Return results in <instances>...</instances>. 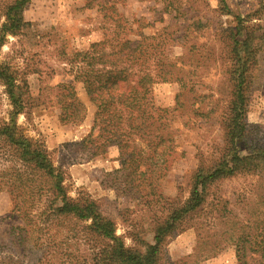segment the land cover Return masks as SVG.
Wrapping results in <instances>:
<instances>
[{
  "label": "trees",
  "instance_id": "obj_1",
  "mask_svg": "<svg viewBox=\"0 0 264 264\" xmlns=\"http://www.w3.org/2000/svg\"><path fill=\"white\" fill-rule=\"evenodd\" d=\"M29 2L0 0V49L8 35L26 33L30 23L23 10ZM218 3L224 14L232 12L226 0ZM258 6L251 14L234 15L232 25L220 28L219 43L225 46L220 53L213 51L207 56L200 53L196 41L188 44L191 32L177 35L164 26L153 34H145L141 28L150 23L143 19L135 20L139 26L134 31L130 29L134 20L122 22L105 15L116 27L89 48L75 51L69 60L73 80L51 87L59 120L77 125L89 116L75 86L77 82L83 84L96 106L91 130L81 141L84 151L94 157L115 147L120 167L106 174L111 179L105 184L126 193L130 200L144 199L150 204L166 200L163 180L182 156L176 143L180 126L193 127L199 120L221 111L224 145L220 154L196 167L188 196L169 204L167 213L155 223L153 242L145 243L141 249L125 244L116 234L115 222L96 200L84 194L69 195L64 170L54 164L45 144L29 137L17 122L30 102L26 79L10 64L0 62V88L11 106L8 117L0 119V192L9 193L13 212L24 215L30 224L34 211L42 204L38 214L47 220H90L84 227L95 249L90 264H164L162 250L166 239L188 227L197 232L196 257L214 255L233 246L239 264H264V207L243 197L238 210L228 197L211 193L218 181L241 173L259 175L258 187L264 190V143L247 142L245 122L253 83L251 70L259 52L264 51V25H246L264 9V0H258ZM195 23V31H201L202 22ZM170 42L182 48L180 55L168 52ZM209 60L223 66L227 75L224 108H220V99L214 94H203L195 88L198 81L194 77L201 76L199 67ZM169 81L180 83L182 91L174 106L157 105L153 85ZM241 143L246 144L245 153L240 152ZM259 198L264 202V194ZM186 262L181 259L172 264Z\"/></svg>",
  "mask_w": 264,
  "mask_h": 264
},
{
  "label": "rangeland",
  "instance_id": "obj_2",
  "mask_svg": "<svg viewBox=\"0 0 264 264\" xmlns=\"http://www.w3.org/2000/svg\"><path fill=\"white\" fill-rule=\"evenodd\" d=\"M226 1L232 11L230 14L220 10L218 0H30L23 10L25 20L30 23L26 33L8 35L0 49V62L10 64L28 83L30 102L25 112L18 115V124L29 137L41 140L54 164L64 170L69 195L77 197L84 194L96 200L104 213L115 222L116 234L129 247L141 249L145 243L153 242L156 221L167 213L169 204H176L188 196L191 176L196 167L220 154L224 145V130L219 117L221 111L214 112L209 119L199 120L193 127L180 126L176 143L178 154L182 156L174 162L163 180L166 200L151 201L150 204L144 199L130 200L126 193L105 184L111 179L106 174L120 167L115 147L104 155L94 157L84 151L81 141L91 130L96 106L89 100L83 84L77 82L75 86L79 98L87 106L89 116L77 125L63 124L59 120V108L53 101L51 87L73 80L69 60L75 51L89 48L116 27L111 18L105 15L122 22L126 19L130 22L143 19L150 23L141 28L145 34H153L164 26H167L168 32L177 35L191 32L188 44L196 41L201 54L220 53L225 46L219 43L217 33L220 28L232 25L234 15L251 14L259 8L258 0ZM198 20L203 27L196 32L195 22ZM257 23L264 25V9H260L259 14L250 18L246 25L255 27ZM138 26V22H132L130 29L137 31ZM194 34L198 35L193 38ZM175 43H169L168 52L178 56L182 48L175 46ZM198 73L201 76L194 77L198 81L196 90L203 94H214L220 99V108H224V100L227 99L224 67L209 60L199 67ZM251 78L253 83L245 115L249 136L247 142L260 140L264 143V51H260L256 57ZM2 89L0 119L7 118V111L11 108ZM181 91V84L177 81L158 82L153 85L152 95L157 105L172 107ZM245 145L240 144L241 153L246 152ZM258 178L257 174H236L214 184L211 193L228 197L238 210H241L243 201L240 199L243 197L255 201H248L251 204L264 207V202L259 198L264 190L258 187ZM42 208L41 204L34 211L29 224L24 215L13 212L9 193L0 192V264L92 263L94 244L84 228L90 220H47L38 214ZM197 247L196 230L193 227L180 230L166 239L162 261L164 264L181 259L186 260L187 264H239L233 246L224 247L207 257L205 254L196 257Z\"/></svg>",
  "mask_w": 264,
  "mask_h": 264
}]
</instances>
